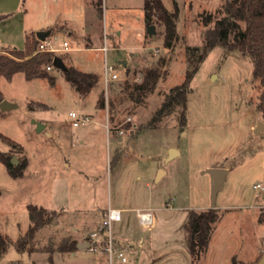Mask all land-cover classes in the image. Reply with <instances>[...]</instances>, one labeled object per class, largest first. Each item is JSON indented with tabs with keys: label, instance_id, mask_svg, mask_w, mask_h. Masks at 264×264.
<instances>
[{
	"label": "rangeland",
	"instance_id": "1",
	"mask_svg": "<svg viewBox=\"0 0 264 264\" xmlns=\"http://www.w3.org/2000/svg\"><path fill=\"white\" fill-rule=\"evenodd\" d=\"M175 1L178 40L166 49L163 27L154 24L156 36L148 35L144 0H0V37L12 41L6 50L23 48L26 36L44 26L56 44L69 43L70 50L59 54L67 68L98 77L86 96L54 66L52 80L2 77L3 100L17 107L2 111L0 105V134L17 146L0 139V152L17 160L15 167L27 164L24 175L14 178L0 163V233L17 242L30 227V205L44 207L50 222L28 245L31 253L10 246L0 264H258L264 190L255 185H264V115L252 58L218 46L191 81L186 125L181 108L151 125L165 96L198 63L204 32L214 26H205L202 15L223 16L224 0ZM161 2L174 10V0ZM106 66L119 80L106 83ZM151 67L160 72L152 94L139 100L122 91L126 81L141 83ZM102 95L106 105L100 109ZM30 103L45 107L32 110ZM171 149L179 155L168 161ZM160 167L166 174L158 181ZM220 168L227 174L216 198L219 220L208 250L193 260L184 229L188 212L213 208L205 171ZM110 209L122 219L100 233ZM138 211L150 212L154 224L142 225ZM93 233L99 240L111 233L125 261L101 244L94 252L57 250L66 239Z\"/></svg>",
	"mask_w": 264,
	"mask_h": 264
},
{
	"label": "trees",
	"instance_id": "2",
	"mask_svg": "<svg viewBox=\"0 0 264 264\" xmlns=\"http://www.w3.org/2000/svg\"><path fill=\"white\" fill-rule=\"evenodd\" d=\"M101 0H99V3ZM144 11L147 25L157 24L163 27L164 32V47L172 48L178 40L177 21L179 20V6L174 0V10L169 11L164 7L161 0H144ZM223 16L221 18L213 17L212 14H203V23L209 26L214 22V26L205 30L204 39L205 45L202 48L203 52L198 57L197 64H191L187 70L184 82L172 88L168 95L165 96L164 103L153 116L151 125L159 122L162 117L169 115L176 108L182 109V125H186V107L187 96L190 90L191 81L199 70V64L204 61L207 56L218 46L229 52L240 51L244 56H250L254 66V77L258 79L263 88L261 95V104L259 110L264 115V0H224L222 6ZM2 16L0 17V21ZM39 39L34 34L26 36V43L23 49H7L0 53V81L2 77L7 80H12L15 75L23 73L29 81L36 79L51 78L46 67L51 64L53 54L36 53L39 45ZM195 56L199 50H194ZM68 83L82 95H88L98 82V77L95 74L82 72L75 67L70 66L68 71L64 73ZM143 81L139 84L130 85L127 81L122 87V91H131L130 97L142 99L154 92L156 83L160 78L158 68L143 72ZM3 101V96L0 88V103ZM106 105L105 98L102 95L98 101V107L103 109ZM112 108H115V103L112 102ZM45 107L44 104L30 103L29 108ZM0 139L7 142L9 145L16 147L17 144L10 138L0 134ZM119 158V157H118ZM116 159V161L118 160ZM0 163H2L9 174L14 178H19L24 175L26 162L21 166H13L10 156L7 153L0 152ZM30 227L23 236L14 242L11 238L5 237L0 233V260L7 252L10 246L19 253L28 251L27 247L36 239L37 233L49 224V213L44 207L30 205L28 207ZM188 221L184 227L187 233L188 249L192 259L199 258L206 253L211 241L212 228L219 220V216L215 209H208L205 212H196L191 210L188 212ZM261 223H264V214L259 217ZM78 242L76 240L66 239L58 247L60 253H73L77 250Z\"/></svg>",
	"mask_w": 264,
	"mask_h": 264
},
{
	"label": "built area",
	"instance_id": "3",
	"mask_svg": "<svg viewBox=\"0 0 264 264\" xmlns=\"http://www.w3.org/2000/svg\"><path fill=\"white\" fill-rule=\"evenodd\" d=\"M40 41V40H39ZM70 50L69 43L66 41H63L60 43V45L56 44V41L52 37H48L45 41H40L38 48L36 50V53H48L53 54L51 64L46 67L47 71H51L53 68V60L56 56H59L60 53H66ZM103 50L106 51V47H103ZM106 73H105V81L106 83H109L110 81H117L119 80V75L112 73V70L109 69L107 66L105 67ZM70 116L73 119H77V114L74 112L70 113ZM88 117L84 118V123L86 121H89ZM75 126L79 125L78 121L74 122ZM256 189L264 190L263 184H257L255 185ZM105 221L103 222L102 226L100 227L99 232L105 233L107 229L110 228L111 224L113 222H119L121 221V212L118 210L110 209L107 214L105 215ZM138 218L140 219V222L144 226H152L154 224V217L150 212L147 211H138ZM99 235L96 233L92 234V237L90 238L89 244L90 247L88 251H96L98 249V245L101 244L104 251L110 253V256H114L115 254H118V257L122 259V261H125L124 254L122 252H119L118 249L115 247V240L113 239L111 233H108V235L105 236L103 240L98 239Z\"/></svg>",
	"mask_w": 264,
	"mask_h": 264
},
{
	"label": "water",
	"instance_id": "4",
	"mask_svg": "<svg viewBox=\"0 0 264 264\" xmlns=\"http://www.w3.org/2000/svg\"><path fill=\"white\" fill-rule=\"evenodd\" d=\"M51 35V31H38L36 32V38H38L40 41H45L49 36ZM148 35H152L153 37H155V26L154 25H150V27L148 28ZM123 65H126V62H123ZM53 66L59 70H62L63 72H67L68 68L66 67L63 59L60 56H56L53 60ZM1 109L2 111H8V110H12L15 109L17 106L9 103L6 100H3L1 103ZM261 127L264 129V124L261 123ZM44 129V126H39L38 131H42ZM170 155H169V159L173 158L176 155V150L171 149L170 150ZM13 165H17L18 161L17 160H12L11 161ZM206 173H208L211 177V199H212V209H215L216 207V201H217V195L218 193L224 188L225 185V176L227 174V170L224 168H220V169H208L205 171ZM90 244L89 242H85V243H78L77 244V249H89ZM258 264H264V252L258 262Z\"/></svg>",
	"mask_w": 264,
	"mask_h": 264
},
{
	"label": "crops",
	"instance_id": "5",
	"mask_svg": "<svg viewBox=\"0 0 264 264\" xmlns=\"http://www.w3.org/2000/svg\"><path fill=\"white\" fill-rule=\"evenodd\" d=\"M2 16V19H1V21H0V24L2 23V21H4V15H1ZM0 16V17H1ZM47 26V25H46ZM45 26V27H46ZM51 26V25H50ZM50 26H48L47 28H49ZM44 27V26H43ZM42 26H38V27H36V29L34 30V32H38V31H45V28H43ZM10 42H12L11 41V39H9V40H7V38H3V37H0V53H2V52H5V47L8 45V44H11ZM24 48V47H23ZM23 48H20V49H23ZM175 150V149H174ZM171 152V151H170ZM176 155L172 158V159H174L175 157H177L178 155H179V152L176 150ZM117 155V154H116ZM122 156H123V153L121 154V156L118 158V160L116 161L117 162V164L121 161V159H122ZM168 160V159H167ZM168 161H170V160H168ZM116 164V165H117ZM160 169V172H159V176H158V178H157V180L158 181H160L162 178H163V176H165V174H166V171L163 169V168H159ZM105 214H106V210L104 211V213H103V215L105 216ZM75 240H77L78 241V243H85V242H89L90 241V238L89 239H85V240H78V239H75Z\"/></svg>",
	"mask_w": 264,
	"mask_h": 264
}]
</instances>
